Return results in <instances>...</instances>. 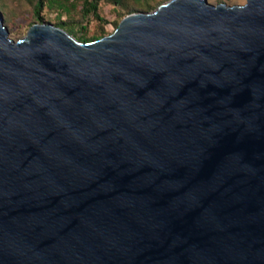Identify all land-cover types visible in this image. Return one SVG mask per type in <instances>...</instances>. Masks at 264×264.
I'll use <instances>...</instances> for the list:
<instances>
[{"label": "water", "instance_id": "1", "mask_svg": "<svg viewBox=\"0 0 264 264\" xmlns=\"http://www.w3.org/2000/svg\"><path fill=\"white\" fill-rule=\"evenodd\" d=\"M0 264H264V0L0 15Z\"/></svg>", "mask_w": 264, "mask_h": 264}, {"label": "rangeland", "instance_id": "2", "mask_svg": "<svg viewBox=\"0 0 264 264\" xmlns=\"http://www.w3.org/2000/svg\"><path fill=\"white\" fill-rule=\"evenodd\" d=\"M168 0H98L96 15L83 11V0H42L36 11L37 0H0V15L8 35L13 40L24 37L35 23H52L62 28H72L78 36L85 28V36H104L115 30L127 14L139 11H153ZM211 4L224 2L228 5L244 4L246 0H207ZM66 30V28H63ZM66 30V31H68Z\"/></svg>", "mask_w": 264, "mask_h": 264}, {"label": "trees", "instance_id": "3", "mask_svg": "<svg viewBox=\"0 0 264 264\" xmlns=\"http://www.w3.org/2000/svg\"><path fill=\"white\" fill-rule=\"evenodd\" d=\"M119 1L120 0H113V2L116 3V4L119 3ZM97 2H98V0H83V6H82L83 7V11L85 13H89L90 11H92L93 14L97 16V14H96ZM41 6H42V0H37V2L35 3L36 11H38L41 8ZM62 28H66V30H68L67 27L62 26ZM82 29L83 30H82L81 34L76 36V38H78L79 40L92 41V40H95V39L101 37V36L86 37L85 36V32H86L85 28L82 27ZM68 32L73 34V35H75V32H74V30L72 28H70V30H68Z\"/></svg>", "mask_w": 264, "mask_h": 264}]
</instances>
